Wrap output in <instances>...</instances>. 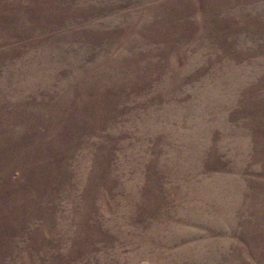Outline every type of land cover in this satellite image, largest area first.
<instances>
[{"label":"rangeland","instance_id":"obj_1","mask_svg":"<svg viewBox=\"0 0 264 264\" xmlns=\"http://www.w3.org/2000/svg\"><path fill=\"white\" fill-rule=\"evenodd\" d=\"M0 264H264V0H0Z\"/></svg>","mask_w":264,"mask_h":264}]
</instances>
